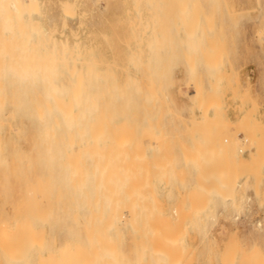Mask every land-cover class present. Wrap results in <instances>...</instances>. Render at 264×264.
Instances as JSON below:
<instances>
[{
	"label": "rangeland",
	"instance_id": "obj_1",
	"mask_svg": "<svg viewBox=\"0 0 264 264\" xmlns=\"http://www.w3.org/2000/svg\"><path fill=\"white\" fill-rule=\"evenodd\" d=\"M38 1L40 9L30 16L55 40L79 47L102 80L119 87L131 84L127 98L133 95L129 104L136 108L130 107V116L147 124L138 131L146 139L138 145L145 156L137 178L146 183L140 234L147 225L171 227L172 239L179 242L180 237L191 247L189 264H264V0ZM65 3L72 5L68 13L73 16L63 12ZM187 4L195 9L181 17L179 7ZM8 97L0 103L7 112L0 115L5 119L0 121V157L16 156L18 166L6 178L0 159L2 215L38 170L31 146L36 123L29 108L34 102ZM9 101L17 108L21 104L23 113ZM120 228V245L127 250L131 232L125 224ZM37 229H43L46 244L40 248L34 236L25 241L21 257L28 264H39L37 247L59 246L67 232L65 220L56 214L34 223ZM141 243L145 251V237ZM155 263L153 257L143 260Z\"/></svg>",
	"mask_w": 264,
	"mask_h": 264
},
{
	"label": "bare ground",
	"instance_id": "obj_2",
	"mask_svg": "<svg viewBox=\"0 0 264 264\" xmlns=\"http://www.w3.org/2000/svg\"><path fill=\"white\" fill-rule=\"evenodd\" d=\"M179 8L180 15L186 17L195 9L191 4ZM39 9L38 0H0V103L8 96L22 97L25 103L26 99L34 102L33 108L32 104L29 108L33 110L31 114L36 123L35 141L31 146L35 149L38 165L34 180L25 184L19 198L9 202L8 213L0 214V264H25L27 258L21 257L22 248L28 247L25 241L34 236L40 248L45 243L44 228L34 231V223L46 221L54 214L65 220L66 236L62 235L64 240H60L59 246L51 247L47 243L48 249L37 247L38 250L34 244L35 247L31 246L38 252L39 264H143L148 257H153L155 264H189L187 261L193 258L191 247L180 242V235L179 242L172 239L171 227L158 229L147 225L142 228V234L137 229L142 188L146 184L137 178L140 173L137 165L145 156L138 153V145L146 141L138 131L145 129L147 124L137 118L134 119L139 121L135 122L130 116V109L136 108L129 104L133 95L127 98L126 88L131 84L128 87L123 83L124 86L119 87L97 76L96 67L91 63L89 66L90 61L86 63L87 58L79 47L55 40L40 22L31 18L30 15ZM62 9L67 14L73 11L69 3ZM129 56L131 59V54ZM109 75L114 76L113 73ZM126 78L124 82L129 80ZM7 86L13 88L10 90ZM135 86L140 90L138 84ZM21 107L20 104L17 111ZM2 110L0 115L6 112L5 106ZM25 112L29 114V110ZM145 116L148 119L147 113ZM3 119L0 121L4 122ZM1 149L0 139V156ZM0 159L4 177L14 176L18 166L16 156ZM19 159L21 161L20 156ZM47 224L50 226L49 222ZM121 224L128 226L131 232L127 250L120 245ZM143 237L147 243L145 251L141 243Z\"/></svg>",
	"mask_w": 264,
	"mask_h": 264
}]
</instances>
